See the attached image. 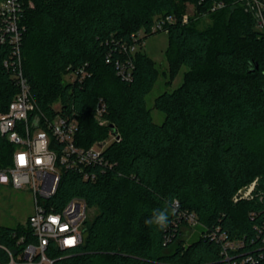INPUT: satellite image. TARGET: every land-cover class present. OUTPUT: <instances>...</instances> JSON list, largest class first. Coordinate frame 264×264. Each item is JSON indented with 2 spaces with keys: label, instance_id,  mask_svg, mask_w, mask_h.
Returning a JSON list of instances; mask_svg holds the SVG:
<instances>
[{
  "label": "trees",
  "instance_id": "trees-1",
  "mask_svg": "<svg viewBox=\"0 0 264 264\" xmlns=\"http://www.w3.org/2000/svg\"><path fill=\"white\" fill-rule=\"evenodd\" d=\"M215 1L23 0V70L38 107L50 115L55 103L76 111L81 146L105 143L111 124L119 131L104 150L112 166L95 181L62 172L51 201L59 209L79 197L96 213L79 246L49 250L58 263L224 264L217 239L224 235L244 242L235 259L251 255L255 262L245 264H264V32L239 0H223L225 7L212 11ZM168 14L169 81L188 69L179 87L155 98L154 108L165 114L156 123L146 96L159 70L141 48L156 33L155 20ZM135 43L134 51L124 48ZM11 54V45L0 43V110L19 91L4 65ZM117 60L133 63L130 80L118 75ZM78 69L84 75L64 82ZM100 101L107 124L95 116ZM14 149L0 133L1 166L12 162ZM253 183L249 197L234 200ZM166 204L175 210L167 228L146 225L152 210ZM190 213L198 223L186 238ZM0 230L8 247L26 232L20 247L34 240L23 224ZM7 259L0 249V261Z\"/></svg>",
  "mask_w": 264,
  "mask_h": 264
},
{
  "label": "built area",
  "instance_id": "built-area-1",
  "mask_svg": "<svg viewBox=\"0 0 264 264\" xmlns=\"http://www.w3.org/2000/svg\"><path fill=\"white\" fill-rule=\"evenodd\" d=\"M239 1L254 15L256 28L264 32V0ZM225 5L223 0L215 1L211 10H219ZM24 10L23 0H0V43H8L12 47L11 59L5 60L4 65L11 71V76L19 88L8 108L0 110V133L15 147L12 162L7 166L0 165V186L27 187L33 191L35 209L23 227L29 229L34 240L20 247L29 235L26 232L17 238L14 247H8L0 242V249L8 257L7 261H0V264H60L57 262L59 258L49 255V250L79 246L84 239L83 227L91 209L86 201L79 197L71 198L59 209L51 201L58 191L62 172L75 170L84 179L95 181L99 172L105 171L112 163L104 155L108 145L106 142L102 143V146L95 142L87 147L76 143L79 131L76 111L65 112L59 104L58 107H54L55 113L50 115L38 107L23 70ZM189 11L183 15L185 22L189 18ZM172 22L173 15L160 16L151 27V32L166 31ZM141 31L137 33L136 38H142L146 34L144 29ZM124 48L134 51L137 44L125 45ZM111 61L108 57L107 62ZM115 66L121 78L125 80L132 78L134 66L131 61L117 60ZM84 73V69H78L73 71L72 75L75 79ZM104 111L105 104L100 101L96 106L95 116L101 123L107 124L102 117ZM111 136L113 139L119 137L112 134ZM254 184L240 189L234 200L249 197ZM197 223L195 215L190 213L187 215V225L183 227L195 228ZM211 234L216 237L214 233ZM11 236L16 238L17 231L14 230ZM217 239L223 240L224 264L255 262L251 255L237 260L232 254L242 247L244 244L242 239H229L224 235Z\"/></svg>",
  "mask_w": 264,
  "mask_h": 264
},
{
  "label": "rangeland",
  "instance_id": "rangeland-1",
  "mask_svg": "<svg viewBox=\"0 0 264 264\" xmlns=\"http://www.w3.org/2000/svg\"><path fill=\"white\" fill-rule=\"evenodd\" d=\"M193 6L190 5L188 10L190 14L194 12ZM204 25L200 26L203 27ZM142 33V31H141ZM169 45V34L167 31H158L144 40L142 50L155 60V65L159 70L158 80L150 93L146 96L148 108L151 109L153 120L156 123H162L165 119V114L154 108L155 98L165 91H172L179 87L183 82L187 66H183L178 72L172 83L169 81V65L166 58V49ZM140 48V47H139ZM64 82L74 79L72 74L63 76ZM170 83V84H169ZM56 107L59 103H55ZM113 140L112 136L106 139L109 144ZM34 194L30 188L22 187L15 188L12 185L0 186V227H17L19 224H25L29 216L34 212ZM96 213L95 208L90 209L89 218L91 219ZM185 232L184 237L188 238L194 232L192 226L183 227Z\"/></svg>",
  "mask_w": 264,
  "mask_h": 264
},
{
  "label": "clouds",
  "instance_id": "clouds-1",
  "mask_svg": "<svg viewBox=\"0 0 264 264\" xmlns=\"http://www.w3.org/2000/svg\"><path fill=\"white\" fill-rule=\"evenodd\" d=\"M172 203H177V201L173 199ZM174 211L168 204L162 208L153 209L151 216L145 220V224L164 230L168 226L170 214L174 213Z\"/></svg>",
  "mask_w": 264,
  "mask_h": 264
},
{
  "label": "water",
  "instance_id": "water-1",
  "mask_svg": "<svg viewBox=\"0 0 264 264\" xmlns=\"http://www.w3.org/2000/svg\"><path fill=\"white\" fill-rule=\"evenodd\" d=\"M110 128L112 129V135L118 137L119 136L118 128L114 124H111ZM99 145L102 146V143H99Z\"/></svg>",
  "mask_w": 264,
  "mask_h": 264
}]
</instances>
